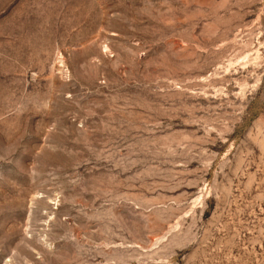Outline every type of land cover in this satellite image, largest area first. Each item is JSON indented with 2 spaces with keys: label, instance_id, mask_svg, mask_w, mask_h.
Here are the masks:
<instances>
[{
  "label": "rangeland",
  "instance_id": "1",
  "mask_svg": "<svg viewBox=\"0 0 264 264\" xmlns=\"http://www.w3.org/2000/svg\"><path fill=\"white\" fill-rule=\"evenodd\" d=\"M0 264H264V0H0Z\"/></svg>",
  "mask_w": 264,
  "mask_h": 264
}]
</instances>
